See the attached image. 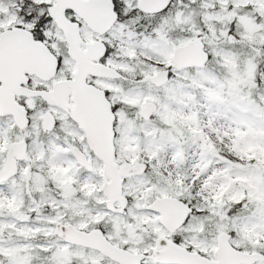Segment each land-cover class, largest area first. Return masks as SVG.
Wrapping results in <instances>:
<instances>
[{
  "label": "snow or ice",
  "instance_id": "1",
  "mask_svg": "<svg viewBox=\"0 0 264 264\" xmlns=\"http://www.w3.org/2000/svg\"><path fill=\"white\" fill-rule=\"evenodd\" d=\"M0 264H264V0H0Z\"/></svg>",
  "mask_w": 264,
  "mask_h": 264
}]
</instances>
